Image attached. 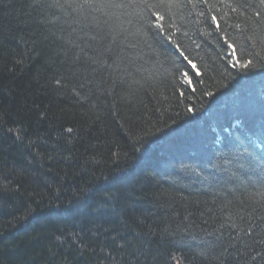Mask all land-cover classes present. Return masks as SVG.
Wrapping results in <instances>:
<instances>
[{
	"label": "trees",
	"instance_id": "16d2710c",
	"mask_svg": "<svg viewBox=\"0 0 264 264\" xmlns=\"http://www.w3.org/2000/svg\"><path fill=\"white\" fill-rule=\"evenodd\" d=\"M81 2L0 0V264H264V0Z\"/></svg>",
	"mask_w": 264,
	"mask_h": 264
},
{
	"label": "snow or ice",
	"instance_id": "6c2138e0",
	"mask_svg": "<svg viewBox=\"0 0 264 264\" xmlns=\"http://www.w3.org/2000/svg\"><path fill=\"white\" fill-rule=\"evenodd\" d=\"M99 3V0H82L80 3L81 8L85 7H95ZM158 19H162V17H158ZM229 47H232L229 45ZM189 64L193 68V70L196 69V65L191 64V61H189ZM185 76H187V73H185ZM191 83V81H188ZM246 199H252L253 194L249 193L246 197ZM262 200H264V194H262ZM259 207L261 209L260 215L257 217H253L251 214H241L240 212H237L235 217H232V222L230 223V228L237 230L235 232V235L229 234V243L227 246H225L224 241L221 238H217L216 242L214 243L215 247H221L224 249L225 252L228 251V247H237V244L242 245L244 247H250L249 241L251 244H264V202H258ZM228 204H231V201H228ZM227 207V205H225ZM256 209L253 208L252 212H255ZM245 215H247V219H245ZM237 217L239 219V223L236 222ZM257 219L260 221L259 224L256 223ZM260 229L259 232H257V229ZM240 233H243V237H241Z\"/></svg>",
	"mask_w": 264,
	"mask_h": 264
},
{
	"label": "bare ground",
	"instance_id": "6f19581e",
	"mask_svg": "<svg viewBox=\"0 0 264 264\" xmlns=\"http://www.w3.org/2000/svg\"><path fill=\"white\" fill-rule=\"evenodd\" d=\"M261 82H263V80H262V81L260 80V82L258 81L257 85H258V84L260 85ZM259 85H258V86H259ZM261 86L264 88V84H263V83H262ZM258 95H259V94H258ZM259 97H260V96H259ZM256 131H257V128H256L255 126L252 127V132L255 133Z\"/></svg>",
	"mask_w": 264,
	"mask_h": 264
}]
</instances>
